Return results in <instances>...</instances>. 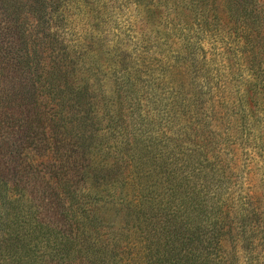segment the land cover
<instances>
[{"label":"trees","instance_id":"16d2710c","mask_svg":"<svg viewBox=\"0 0 264 264\" xmlns=\"http://www.w3.org/2000/svg\"><path fill=\"white\" fill-rule=\"evenodd\" d=\"M0 264H264V0H0Z\"/></svg>","mask_w":264,"mask_h":264},{"label":"rangeland","instance_id":"374dc122","mask_svg":"<svg viewBox=\"0 0 264 264\" xmlns=\"http://www.w3.org/2000/svg\"><path fill=\"white\" fill-rule=\"evenodd\" d=\"M204 41V40H203ZM204 44H205V46H204V48L205 49H207L206 51H205V53H208V50H209V47H210V43H207L206 41H204ZM165 46V48H166V50L168 49V47H167V44L166 45H164ZM221 83V82H220ZM256 158H257V156H256ZM261 171V170H260Z\"/></svg>","mask_w":264,"mask_h":264}]
</instances>
